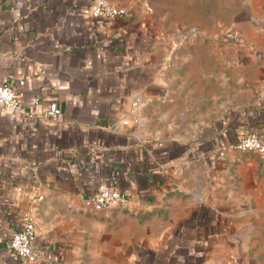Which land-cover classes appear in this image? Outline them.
Listing matches in <instances>:
<instances>
[{
  "label": "crops",
  "instance_id": "crops-1",
  "mask_svg": "<svg viewBox=\"0 0 264 264\" xmlns=\"http://www.w3.org/2000/svg\"><path fill=\"white\" fill-rule=\"evenodd\" d=\"M108 1L124 12L0 0V80L23 108L0 109V264H264V154L229 146L264 129V0L175 29L171 0ZM100 182L126 199L95 205Z\"/></svg>",
  "mask_w": 264,
  "mask_h": 264
},
{
  "label": "built area",
  "instance_id": "built-area-1",
  "mask_svg": "<svg viewBox=\"0 0 264 264\" xmlns=\"http://www.w3.org/2000/svg\"><path fill=\"white\" fill-rule=\"evenodd\" d=\"M90 12L93 16L112 17L124 12V9L110 3L108 0H92ZM21 83L22 80L20 79L18 85ZM32 101H35L34 98H32ZM137 102L138 99L135 98L131 104L136 106ZM0 109L23 112L15 86L5 80H0ZM59 111L58 103L51 100L48 102L47 109L42 116L51 117ZM229 146L239 151H255L264 154V138L254 131L242 134ZM90 198L95 205L105 206L124 201L126 194L110 184L100 182L96 185ZM8 247L23 263L34 261L39 256V246L35 243L34 225L31 216L27 212L23 214L20 226L10 232Z\"/></svg>",
  "mask_w": 264,
  "mask_h": 264
},
{
  "label": "rangeland",
  "instance_id": "rangeland-1",
  "mask_svg": "<svg viewBox=\"0 0 264 264\" xmlns=\"http://www.w3.org/2000/svg\"><path fill=\"white\" fill-rule=\"evenodd\" d=\"M171 18H172V29L179 28L181 23L197 21V19H204L205 21L210 20L213 15L216 2L218 0H171ZM221 1V17H227L226 0ZM204 2L205 14H202L200 10V3ZM164 7V2H162ZM197 7H199L197 9ZM167 13H169L167 11ZM195 24V23H193Z\"/></svg>",
  "mask_w": 264,
  "mask_h": 264
},
{
  "label": "trees",
  "instance_id": "trees-1",
  "mask_svg": "<svg viewBox=\"0 0 264 264\" xmlns=\"http://www.w3.org/2000/svg\"><path fill=\"white\" fill-rule=\"evenodd\" d=\"M264 129H262L261 131H254V132H256L258 135H260L261 137H263L264 138V131H263ZM20 226V225H19ZM19 226H17V227H15V228H13L12 230H14V229H16V228H18ZM11 230V231H12Z\"/></svg>",
  "mask_w": 264,
  "mask_h": 264
}]
</instances>
